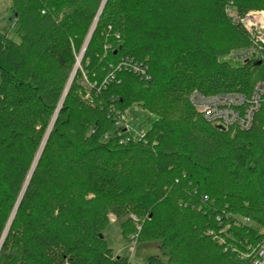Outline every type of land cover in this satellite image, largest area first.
I'll return each instance as SVG.
<instances>
[{
  "label": "trees",
  "instance_id": "1",
  "mask_svg": "<svg viewBox=\"0 0 264 264\" xmlns=\"http://www.w3.org/2000/svg\"><path fill=\"white\" fill-rule=\"evenodd\" d=\"M11 1L0 243L29 182L0 264H134L103 236L111 214L127 217L124 238L159 244L142 264H248L264 243V102L250 130H221L190 95L249 97L264 83V62H220L253 44L229 6L243 18L264 0H107L64 101L104 0ZM136 105L149 115L141 137L121 126Z\"/></svg>",
  "mask_w": 264,
  "mask_h": 264
},
{
  "label": "built area",
  "instance_id": "2",
  "mask_svg": "<svg viewBox=\"0 0 264 264\" xmlns=\"http://www.w3.org/2000/svg\"><path fill=\"white\" fill-rule=\"evenodd\" d=\"M227 12L235 23L241 24L250 34L253 44L231 51L222 58H225L226 61L242 63L250 60L264 62V11H253L240 18L231 4ZM127 69L142 79H150L147 71L138 64L127 65ZM190 102L206 121L222 126L224 129L235 127L241 131H248L252 128L256 114L264 102V83L256 84L249 97L238 93L207 96L199 91H194L190 95ZM127 115L128 112L122 116L121 126L125 127L127 131H131L130 123H126ZM136 136L141 137L142 132ZM244 258L248 260V264H264V243L257 248L251 247Z\"/></svg>",
  "mask_w": 264,
  "mask_h": 264
},
{
  "label": "rangeland",
  "instance_id": "3",
  "mask_svg": "<svg viewBox=\"0 0 264 264\" xmlns=\"http://www.w3.org/2000/svg\"><path fill=\"white\" fill-rule=\"evenodd\" d=\"M13 4L11 0H0V52L3 49L4 35H8L11 40L18 41L16 35V25L12 23ZM225 59V58H224ZM223 58L220 62L229 63L233 66H240L242 62L226 61ZM79 64V57L77 64ZM80 69V66L78 67ZM1 82V76H0ZM149 115L137 105L128 111L126 123H130L135 134L149 129ZM127 220L124 216L120 219L115 214L110 215V224L104 231V237L109 246L114 250L117 256L129 257L134 264H142L144 260L151 256H162L159 244L137 245L132 239H126L122 233V224Z\"/></svg>",
  "mask_w": 264,
  "mask_h": 264
},
{
  "label": "water",
  "instance_id": "4",
  "mask_svg": "<svg viewBox=\"0 0 264 264\" xmlns=\"http://www.w3.org/2000/svg\"><path fill=\"white\" fill-rule=\"evenodd\" d=\"M106 3H107V0H104L103 3H102V5H101V8H100V11H99L98 17H97V19H96V22H95V24H94V26H93V28H92V30H91L89 36H88V39H87V41H86V44H85V46H84V48H83V50H82V52H81V55H83V56H84L85 51H86V49H87V47H88V44H89V42H90V40H91V37H92V35H93L94 31H95V28H96L97 22H98V20H99V16L102 14V11H103V9H104ZM82 58H83V57H82ZM248 62H249V61H246L245 63H248ZM77 70H78V68H77V65H76V67H75V69H74V71H73V74H72V76H71V79H70V81H69V83H68V86H67V88H66V91H65V94H64L63 100H64L65 97L67 96V93H68V91H69V89H70V87H71V85H72V83H73V81H74L75 76H76V72H77ZM62 103H63V102H62ZM62 103L60 104V106H59V108H58V111H57V113H56V116H55V118H54V120H53V122H52V125H51V127H50V129H49V132H48V134H47V136H46V139H45V141H44L43 147H44L45 144H46V141H47L48 136H49V134H50L51 128H52V127L54 126V124H55V120H56V117H57V115H58V113H59V111H60V108H61ZM218 128L221 129V130L224 129L222 126H218ZM41 153H42V151H40V155H41ZM38 160H39V157H38V159H37V161H36V164L34 165V167H33V169H32V172H31V175H30V177H29V180H30V178H31V176H32V174H33V171H34V169H35V167H36V165H37ZM28 182H29V181H28ZM28 182H27V184H26V186H25V189H26V187H27V185H28ZM25 189H24V192H25ZM24 192H23V194H24ZM23 194L21 195V197H20V199H19V202L17 203V205H16V207H15L14 213L12 214L11 220H10L8 226H7V229H6V230H7V233H8V230H9V228H10V225H11V223H12V221H13V218H14V216H15V214H16V211H17V208H18L19 203H20V201H21V198L23 197ZM7 233H6V234L4 233V235H3L2 241H1V243H0V249H1L2 245H3V242H4L5 238H6Z\"/></svg>",
  "mask_w": 264,
  "mask_h": 264
},
{
  "label": "bare ground",
  "instance_id": "5",
  "mask_svg": "<svg viewBox=\"0 0 264 264\" xmlns=\"http://www.w3.org/2000/svg\"><path fill=\"white\" fill-rule=\"evenodd\" d=\"M82 57H83V55H81V56L79 57V64L77 65V68H78V67L80 66V64H81ZM63 101H64V100H63ZM63 101H62V102H63ZM62 102H61V103H62ZM6 233H7V232H6ZM3 243H4V242H3Z\"/></svg>",
  "mask_w": 264,
  "mask_h": 264
}]
</instances>
